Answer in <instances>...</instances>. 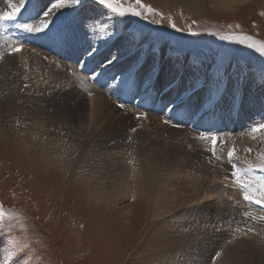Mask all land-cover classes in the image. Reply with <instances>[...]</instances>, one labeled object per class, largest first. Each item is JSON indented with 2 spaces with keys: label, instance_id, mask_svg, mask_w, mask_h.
<instances>
[{
  "label": "rangeland",
  "instance_id": "374dc122",
  "mask_svg": "<svg viewBox=\"0 0 264 264\" xmlns=\"http://www.w3.org/2000/svg\"><path fill=\"white\" fill-rule=\"evenodd\" d=\"M121 2L125 6L135 4V1L131 0H121ZM142 3L147 5L143 0ZM84 4L91 11L99 12L100 9L105 10L106 14L110 15L120 24L119 29H128V33H131V44L125 50L126 57L128 56L129 59L139 57L142 62L145 54L147 55L145 60L148 61L153 59L154 54V60L158 62L157 67L163 65L165 68H162V71L167 72L165 74L173 71L171 69L174 63L180 62L187 57L189 60L183 63L184 69L182 74L176 72L178 78L184 76L186 74L185 69L191 67L197 59L206 63H211L213 59L230 62L234 73L238 70H243L244 73L252 75L251 73H259L261 69H264V53L258 51L261 43H264V0H250L249 3L240 4L231 10L218 9L205 13L202 12L189 18L184 26L177 25L174 22L175 28L172 27L173 19L167 17L158 9H156L155 13H148L146 9H143L142 11L148 15V19H144L143 16H136L130 13L125 16H119L112 13L110 9L99 6L94 0H82V5ZM5 10H8V2L7 0H0V11ZM71 11L66 12L64 17L71 18L74 16V11ZM37 19L35 18L34 22ZM18 24L22 23L17 20V17L14 21L0 22V25L5 28V30L0 28V40H3L1 33L13 34L14 37L18 38L20 40L19 46H26L25 48L21 46L23 47L24 55L29 57V65L27 64L29 67L26 65V71L29 68L32 72V69L35 67L32 73H35V76H37L36 73L43 75L40 78L37 76L33 81L43 84H39V88H53L45 90L47 98L51 99L58 95V98L54 102L50 100L51 106L46 111L47 118L52 121L53 128L62 133V135L58 136H62L63 139L66 138L69 130L77 133L74 140L75 143L71 144L72 149L77 154L85 151V155H93V153L101 154L99 150L101 147H98V144L102 140L105 141L104 138H106L110 131L115 132L113 129H121L129 138L127 141L124 140L123 144L130 145L134 149L142 147L136 156L140 157L141 154L145 153L143 155H146L149 159L151 158V164H148L149 161L146 160V164L149 167L146 165L147 169L143 172H141V166L136 165L135 175L133 176L137 177L135 184L136 191L139 194L142 191L145 199L141 201L124 199L122 202V199H120L116 204H111L112 206H103L101 199L94 197L96 192L88 191L84 179H89L90 177H85V171L77 168L65 170L62 167L58 168L54 166H50L49 169L40 168V165L44 166L42 162L45 159L33 151L37 147L33 144L29 128L27 129L23 124L20 125L21 115L23 117L26 116L23 112L22 114L19 112L22 102L20 94L23 91V94L28 93V91H25V86H21L22 88L24 87L23 89L16 88V84L18 86L20 84L13 83L15 85L11 89L14 91L12 92L11 90L10 93L14 94V103L16 105H8L9 108L7 109H11L10 111L6 108L5 110L1 108L2 115H0V123L2 121L4 125L6 124L5 134L8 133L6 137L0 140V205L9 214L3 222V229L0 230V264H4L7 252L12 250L10 237L7 233L9 226L12 227V235L18 237L26 236L28 238L30 251L27 257H13V261H9L8 264H180V260H183L180 258L181 256L187 258V264H205L208 262V258L215 247V253L212 258H209V264H213L215 259H217L216 253L221 249L220 247L230 245L229 240L226 242L224 239L221 240V237L218 238L217 241L221 240V246L206 242L202 247L201 254L196 249V246L190 245V241L182 232V229L187 227L188 220H186L185 216H180L179 214H181L183 209L184 211L185 209L187 210L188 206L192 205V203L201 201L202 199L191 201L194 193L198 192L196 187L193 186L194 190L191 191L190 197L185 202H181L182 198H179L181 195L184 196L185 184L183 179L174 180L176 176L169 179L171 185L164 188V192L160 189L161 186L160 188H155L154 183L156 185L161 184L158 176L162 177V179L165 178L161 174L162 170L158 168L160 160H157L156 155H154L157 153L153 151V148L150 149L151 146H148L149 140H158L157 135L154 134V130L148 126L153 123L148 124L144 116H140L139 119L137 118V114L145 112L137 110L132 104L126 105L124 108L116 106L101 89L91 87L87 83L88 88L90 87L92 90L83 89L79 91L80 89L75 86L74 68L62 62L58 64L56 61L48 59L45 56L47 52L44 53L42 51L44 53L42 54L41 51L32 48L34 45H37V47L41 45L43 47L44 43H37L31 40V36L26 35L24 29L17 27ZM38 25L39 22L34 24V26ZM189 28L191 31H189ZM97 29L99 39L101 38L100 40L103 41V30L101 32L99 28ZM37 33L39 34L40 32ZM50 35L51 33H40V39L45 40ZM92 35L89 34L88 36ZM225 36H232L233 38L224 39L223 37ZM245 37H251V39H245ZM142 38L144 39L142 40ZM92 41L95 40L91 39L90 42L92 43ZM254 42H257L256 47L251 46ZM150 44L154 46L152 50H159L157 54L149 49ZM107 47V60L111 58L112 54L118 56V60L112 64H117L116 66H118L123 60L126 61L125 57H120L122 54L118 55L120 50L118 51L117 49L116 51L115 44H107ZM11 48H13V45L9 41L5 44L3 42L0 44V70H2L1 65L3 66L5 61L10 60L5 63H10L9 65H11L12 69L14 67L13 70L16 73L14 75L22 83L24 81V78L22 79L21 76L22 67L16 60L17 56L14 54L15 52H10ZM1 54L3 55L1 56ZM32 55L34 57H31ZM37 57L39 58L37 59ZM157 57L159 61H157ZM82 65L83 63L76 66L81 68ZM97 68L98 65L93 70L94 73L98 72ZM37 69L38 71L41 69L43 71L41 70L40 73ZM69 69L72 70L71 73ZM54 71H58L56 74L60 73V76L53 73L51 75V72ZM128 71L129 69L127 68L120 73H127ZM88 75L86 74L87 77H89ZM89 78L92 80L91 77ZM65 79H68V81ZM8 80H10V82L8 81L9 83L15 81L14 79ZM2 83H6V81L4 80ZM42 86L45 87L43 88ZM71 90L74 92L72 96H75L77 93L76 95L79 94L78 98L83 100L86 99L84 97L87 95L86 92L89 93L88 90H91L92 92H90L94 96L98 95L99 91V94L102 93L107 97L106 99H109L108 101L112 104L110 106L113 109L114 106L117 108V111L114 112V118L121 116L123 113H128V115L125 118L123 117V119L113 118V121L108 124L105 121L104 123L100 122L101 124L99 125L98 123L99 127L96 128L97 126L89 124L94 117L89 113V110H86L85 106L84 109L77 110L72 105L73 102L65 97ZM100 97L102 96L100 95ZM243 102L245 105H252L253 108L257 106L254 101L249 102L247 96L243 97ZM24 103L26 104L27 100ZM65 103L71 104L73 108L63 107L64 110L67 109V113L65 115L57 114L54 110ZM173 108L174 106H172V110ZM218 109L223 112V122L214 133L226 132L229 129L227 132H231L232 134H223L217 137L218 142L215 145V152L216 149H225L228 152L229 149L235 148L236 153L240 155L237 156L236 154L238 159L235 160V163L238 167H246L248 163H257L258 154L264 152V130L253 133L251 131L252 128L244 126L241 131L234 132L232 116L227 112L229 110L227 108ZM137 111L140 112L138 113ZM253 113L254 111L249 110V114ZM151 114L153 117H160V114L155 113H148V117L151 118ZM7 117H11L10 121L7 120ZM158 118H156V123H159V125L164 123L167 126L182 127L180 129L187 127L189 129L188 125L171 124L170 121L166 120L167 116L159 118L161 123L158 122ZM119 119L122 121H119ZM10 123H12V129L9 126ZM92 123L95 124L97 122ZM18 127L20 134L16 132ZM133 129L135 131H132ZM180 131H183V134H185V129ZM194 134L193 136L195 137L197 134L195 132ZM228 137L232 139V142L224 143V139ZM242 138L243 142H241ZM130 139L132 142L130 144L126 143ZM168 140L169 137L166 136V140L162 142L169 144L170 141ZM212 147V144H204V149L212 150ZM249 148L252 149L251 153L246 151ZM120 151L121 156H123L124 152H126L125 147L120 149ZM241 157L245 158L246 163ZM208 158L229 161L216 154L215 156L210 155ZM117 161L122 162L121 159ZM76 163V157H72L71 166L73 167ZM100 165L102 164L99 161L97 166ZM175 170H173L174 173H176ZM232 188L239 191L236 193L238 196L237 201H239L237 207L241 210V215L237 218L238 224H230V226L228 224L226 226L228 228H224L225 225L217 224L215 228H217V231L219 229L222 230V228L227 230V232L231 231V235L238 238H245L246 234L251 237H261L262 239L259 240L264 242V227L262 226L264 225V219L260 218L261 220L255 221L254 217L256 216L252 213L253 211L250 212L245 206L247 204L243 202L244 200H241L240 195L243 196L242 190L236 187ZM219 189L218 187L216 193H219L217 197L220 198H212L209 202L215 203L224 199V197H221V192H223V195L224 193H229L230 188H225V191ZM203 203L199 202L195 205L201 206ZM127 208H130L132 213L129 220L117 218V212L119 210H126ZM248 208L264 211V208L254 203H248ZM258 214L264 215L263 213ZM246 219L248 220L246 221ZM205 226L208 228L212 227L208 223ZM249 229H252V231H248Z\"/></svg>",
  "mask_w": 264,
  "mask_h": 264
},
{
  "label": "bare ground",
  "instance_id": "6f19581e",
  "mask_svg": "<svg viewBox=\"0 0 264 264\" xmlns=\"http://www.w3.org/2000/svg\"><path fill=\"white\" fill-rule=\"evenodd\" d=\"M14 1H18V0H14ZM131 1L134 2L135 0H131ZM143 1L147 5L149 4V6H151L152 8L158 9L159 11L164 13L167 17H171L173 19V23L176 22V24L180 26L181 25L184 26L189 18L199 13L202 12L205 13L210 10H218V9L231 10L240 4H247L250 2V0H143ZM26 4H30L29 9H33L36 12L38 11V16H37L38 19L35 22L33 21V23H29L33 25L37 24L39 20L43 17L42 9L47 10L45 6L48 5V0H26ZM66 7L69 9V11L78 8V12L77 11L73 12L74 16L78 15L81 18L95 16L97 19L95 24L93 25L94 29L92 28L90 33L94 35H98L99 33L97 32L98 31L97 28H99L101 32L103 30L102 40L106 41V44L100 46V43L97 44L91 43L89 40H87V38H84V33H82L84 41L82 43L78 42L77 40L79 38H82V34L79 32L77 34L78 38L76 42L71 47H66L61 45L59 41L55 38L53 39L54 43L58 45L57 47L59 48V50H64L65 52L70 54L73 58H79L81 56L82 62L84 63H87L89 60L93 59L96 63L100 65V68L99 67L98 68L101 70V72H104L106 74H113L111 78L115 77V79L113 78L111 80L110 85L108 87H101L94 81L95 79H93L92 75L89 76L92 78L91 81L90 79L85 78L84 72L79 71V68L76 66L77 63L79 62L73 63L62 60L63 61L62 63L70 65V67L72 66L74 68L73 74L75 76L74 77L75 86L78 87V89H80L79 91H82L83 89H91L90 87L88 88L87 86L88 84L91 87L101 89L102 92L110 100H112L116 106H119V104L121 103L117 102L115 98L111 96V92L114 86H116V88H119L121 86L119 90H123V88L125 87V84L120 79V77L126 72L125 73L124 72L120 73V72L126 70L127 68L128 69L131 68L133 71L136 70L135 68L132 67L136 59H129L128 56L126 57L125 55V50H127L126 48L129 47L131 44L130 42L131 33H128V29L126 28H124L123 30L119 29L120 24L117 21H115L110 15L106 14L105 10L103 9H100L99 12L91 11L89 10L88 7H85V4L81 6H77L72 2V0H66ZM65 13L61 17V19L65 18L64 17ZM182 16L183 18H181ZM19 18L20 17H18V20ZM49 19H51V17ZM24 23L26 22H23V24ZM24 31L26 32V35L31 36L30 38L31 40L37 43H45V47L51 46L52 41L48 39H46L45 41L43 39H40V33L38 34L37 32H28L26 30ZM1 35L2 38L4 40H8L13 45V47L19 46L20 40H18V38L14 36L10 37L8 34H4V33H1ZM133 41L135 40L133 39ZM2 42L5 44L3 40H0V44H2ZM107 44H115L116 51L117 49L118 51L120 50L118 55L122 54V56L120 57H125L126 61L123 60L118 66H116L117 64H108L106 58V56L108 57L106 53L108 52ZM89 45H91V48H89ZM20 46H23L24 48L26 47L25 45H20ZM23 47L20 48V51L14 53L17 56L16 60L22 67L21 76L22 79L24 78V81L22 83H20L16 79L14 75L16 73L13 70L14 67L12 69L11 65H9L10 63L6 64L7 61L9 62L10 60L5 61L6 63L4 62L3 66L1 65L2 70H0V115H2L1 108L5 110V108L6 109L9 108L8 105L11 104L12 105L14 104V106L16 105L14 103L15 96L14 94L10 93L12 90L11 88H14L15 85L13 83L20 84V86L16 84L15 86L16 88L23 89L24 87L22 88L21 86H25V91L26 92L28 91V93H25L26 94L25 95L23 94L24 91L22 90L23 93L20 94V98L22 97L21 99L22 102L19 108V112L20 114H22L23 112L24 114H26V116L23 117V115H21L22 118H20L21 120L20 125L23 124V126H25L27 129L29 128V134L32 137L33 144L37 147L33 149V151L37 152L38 155H40L43 159H45L44 162H42L44 166L40 165V168L49 169L50 166H54L58 168L62 167L65 170L77 168L79 170L85 171L84 173L85 177L87 176L90 177L89 179L87 178L84 179L88 191L96 192L94 194V197L100 198L103 206L111 205L114 203L116 204V202H119L120 199H122L121 202L124 199L125 200L132 199V201L133 200L141 201L142 199H145L143 197L142 191L141 194H139L136 191L135 184L137 177L136 176L133 177V176L135 175L134 171H136L135 168L136 165H140L141 172H143L144 170L147 169L146 165H148L149 163L151 164V160H150L151 158L149 159L147 158L146 155H143L145 153L141 154L140 157L136 156L137 152L142 147L134 149L130 145L123 144L124 140L127 141V139L129 138L128 135H126L125 132H122L121 129H117V130L113 129V131L115 132L110 131L106 136V138H104L105 141L102 140L100 144L97 143L98 147H101L99 149L101 151V154L93 153V155L92 154L85 155L84 154L85 151H83L81 154H77V152L72 149V145H71L72 143H75L74 140L77 133L69 130L66 138L63 139L62 136H58V135H62V133L56 131L51 124L52 121L47 118L46 111H48L47 110L48 107L51 106L50 100L54 102V100L58 98V95L52 97L51 99L47 98L45 95L46 94L45 90L53 89V88L47 86H46L47 88H44L45 86L44 87L42 86L44 89L39 88L38 85L42 83H36L33 81V79H35L37 76L40 78L42 74L40 75L39 73H36L37 76H35V73H32L35 67L32 69L31 66L30 68L33 71L31 72L29 68L28 71H26L25 67L29 62L28 59L29 57H26V55H24V51L22 50ZM32 48L41 51V53L42 51L44 53L46 52L49 53V50L42 47L41 45L38 48L37 47H32ZM91 49H95V52L92 56H88L87 51H90ZM151 51L155 52V54L159 52V50H151ZM2 55L3 54H1V56ZM31 57H34V55H32ZM146 57L147 55L145 54L143 61H145ZM38 58L39 57H37V59ZM187 58H184L180 62L177 61L176 63H174L171 69L173 71L169 73L172 74L174 72L176 74L177 72L178 74H182V71L184 69L182 65H184L183 63H185V61L189 60ZM157 61H159L158 57H157ZM155 63L157 65L158 62L155 61ZM28 65L27 67H29ZM34 65L36 66V64ZM36 68L38 67L36 66ZM158 68L162 69L165 67L161 65ZM41 70L38 71L37 69L38 72H40ZM186 70L196 71V69H193L191 67H188L187 69H185V71ZM199 71L203 72L204 69L203 68L199 69ZM57 72L55 71L51 72V75L52 73L55 75H59L60 73L56 74ZM71 72L72 70H70V73ZM78 72H80V74H77ZM165 73L167 72L163 70L160 75V81L155 85V88H159L160 85L164 83L163 80L165 81L166 79H168L167 76H169L170 74L169 73L165 74ZM8 79H12V80L14 79L15 81L9 83L10 80ZM4 80L6 81V83H2V81ZM65 80L68 81V79ZM233 80H234L235 88L237 89L236 107L235 109L227 112L232 116L233 126H234L233 130H235L234 132H239L242 130V127L244 126L250 127L251 129L255 124L262 123V121H264V81H261L258 77H254L253 75L250 74H247L246 78L241 79L238 82H236L235 76L233 77ZM91 90H88L90 94L87 92L88 94L86 95V97H84L86 98L85 100L79 99L78 98L79 94L76 95L77 93L75 94V96L74 95L72 96V94L74 93L72 90L69 91L66 94L67 96L65 97L69 98L73 102L72 105H74L79 111L81 109H84L85 106L86 110H89V113L94 116L91 121L97 122L95 124L90 122L89 124L95 125L97 126L96 128H98L99 127L98 123L100 125L101 124L100 122L104 123L105 121L108 124L109 122L113 121V118L115 116L114 112L117 111V108L114 106L113 109V107H111L112 104L108 101L109 99H106L107 97H105L102 93L99 94L98 91L97 93L98 95L94 96L93 93H91L92 92ZM13 91L14 90H12V92ZM153 92L156 93L155 108L156 109L165 108L163 111H167L168 114L170 112H173L172 110L173 105L168 102L171 99H175L176 91H168L165 88L164 90L159 91L158 94L156 91ZM148 93L149 92L146 93L144 91L143 86H141V88L139 89V94H137L136 97L134 98V101L130 103L133 104L137 103L138 101L142 100L144 96H147ZM100 95L102 97H100ZM244 96H247L249 102L254 101L257 104L256 108H253L252 105H245V103L243 102ZM25 100H27L26 104L24 103ZM166 104L168 105L167 107H165ZM192 104L194 106L193 114L190 117V119L193 120L192 123L195 122V119L199 120L200 118H202V120L205 122L204 125H208V127L198 126L200 129H196L194 126L191 125L192 124L191 123L190 125L188 124V127L191 131L187 129V127H185L184 128L185 134H183V131H180V130H184V129H180L182 127H172L171 125L167 126L164 123L159 125V123L158 124L156 123V118L158 117H153L152 114H151L152 115L151 118L148 117V113L159 112V111H147L139 108L143 112H146L143 113L144 117L146 118L145 121H147L148 124L151 122L153 123L152 125L149 124L148 126L149 128L154 130V134H156L158 137V140H154V141L149 140L148 146L149 147L151 146L150 149L153 148V151L157 153L154 155H156L157 160H160V162L158 163L159 165L158 168L162 170L161 174L164 176L165 179H162V177L158 176V179L160 180L161 184L156 185L153 182L154 186L156 189L160 188L161 186L160 189L164 192V188H167L168 186L171 185V181H169L170 178L176 176L174 180L183 179L185 184V192H184V196L181 195L179 198V199L182 198L181 202H185L188 199V197H190L191 191H193L194 187H196V190L198 192L194 193L193 197L191 198V201H197L199 199L202 200L192 203V205L188 206L187 210L185 209L184 211L183 209L181 211V214H179L180 216L181 215L185 216L186 220H188L187 227L183 228L182 232L186 235V238L190 241V245H194L197 247L196 249L200 251V254L202 247L206 242H210L218 246H221L222 244L220 243V241L222 239H224L226 242L229 240L230 245H228L227 247L225 246L220 247L221 248L220 250L217 249L220 255L216 257L217 259H215V262L213 264H264V242L259 240L262 239L261 237L260 238L251 237L248 234H246L245 238L244 237L238 238L237 236H232L231 231L227 232V230H224V228H228L226 227L228 224L229 226L230 224L232 225L238 224L237 218L239 217V215H241L240 214L241 210H239L237 207L239 201H237L238 196L236 195V193L239 191L234 190V188L232 187H236L237 189H240V187L234 182L233 178L231 177L232 168L229 161H220V160L208 158V156L212 155V150L204 149V144H212L210 139L211 136L220 137V135L223 134H228V135L232 134L231 132L230 133L227 132L229 129L226 130V132L224 131L218 134L214 133V131L216 132L219 128V125L223 122L222 121L223 112L220 111V109L218 108H226V107L224 105H221L220 107L212 110H208L207 108H200L197 110L195 106V101H193ZM72 105L71 104L68 105L67 103H65L62 106L57 107V109H55L54 111L57 114L65 115L67 113V109L64 110L63 107L73 108ZM248 109L254 111V113L249 114ZM7 110L10 111L11 109L10 110L7 109ZM163 111L160 112V117L165 118V114L163 113ZM137 112L139 113L140 111ZM127 115L128 113H123L121 114V116L115 117L114 119L116 118L123 119V117L125 118ZM10 118H8L7 120L10 121ZM120 119L119 121H122ZM119 121L118 123H120ZM158 122H160V120ZM5 125L1 121L0 140L3 137H6L8 134V133L5 134L6 131ZM9 126H11L12 129V123H10ZM16 132L17 133L20 132L19 127L16 130ZM194 132L197 134L195 137L193 136ZM201 134H203L208 138L201 139L200 138ZM166 136L169 137L168 140L170 141L169 144H165L164 142H162L163 140H166ZM118 140H120V142H118ZM131 142L132 141L130 139V141L128 140V142L126 143L130 144ZM217 142H218V138H217ZM231 142L232 139L229 137L224 139V143H231ZM241 142H243V138L241 139ZM123 147H125L126 152H124L123 156H121L120 149H122ZM215 154L225 160L228 159L227 151L225 149H216ZM236 154L237 156H240L238 153ZM72 157H76L77 159V163L73 167L71 166ZM241 158L245 162V158L243 157ZM118 159H121L122 162L117 161ZM146 160L149 161L148 164H146L147 162ZM99 161L100 164L102 165L97 166ZM174 169H176L175 170L176 173H174L173 171ZM254 174L257 176L264 175V173H261L258 170L254 171ZM75 178L77 179V177ZM218 187L222 189L221 191H225L226 190L225 188L227 189L230 188L229 193L226 194L224 193L223 195V192H221L222 193L221 197L222 198L224 197V199L217 201L215 203H213L212 201H211L212 203L209 202V200L217 197V195L219 194L216 193L218 191L217 190ZM240 197L241 200H243V196L240 195ZM199 202H204V203L201 206L195 205ZM243 202L247 204L245 205L246 208L250 212L253 211L252 213L254 214V216L257 217V218L254 217V220L255 221L261 220L260 219L261 216L264 215L258 213L264 214V211L249 209L248 203L245 201ZM257 211L258 213H256ZM199 213L200 215H198ZM131 214L132 213L130 208H127L126 210L125 209L119 210L117 212L118 215L117 218L129 220ZM247 220L248 219H246V221ZM202 221H204L205 224L206 223L211 224L212 227L208 228L207 226H205L204 222ZM242 222L245 223L243 220ZM217 224L225 225V227L222 228V230L219 229L220 231L219 230L217 231V228H215ZM262 226L264 227V225ZM220 237L221 240L217 241L218 238ZM215 249L216 248L214 247L209 258H212L213 254L215 253ZM180 258L183 259L180 260V264H187V258H185L184 256H181ZM209 258H208V262L205 264H209L210 261Z\"/></svg>",
  "mask_w": 264,
  "mask_h": 264
},
{
  "label": "snow or ice",
  "instance_id": "6c2138e0",
  "mask_svg": "<svg viewBox=\"0 0 264 264\" xmlns=\"http://www.w3.org/2000/svg\"><path fill=\"white\" fill-rule=\"evenodd\" d=\"M8 10L0 11V22L14 21L17 15L22 9L26 8V0H7ZM77 5H82V0H72ZM99 6H104L106 9H110L112 13L118 14L119 16H125L126 14H133L136 16H143L144 19H148V15L145 14L143 9H146L148 13H155L156 9L151 6L144 5L142 0H135V4H128L125 6L121 0H94ZM47 10H43V17L39 20V25L34 26L33 24L24 23L18 24L17 27L22 28L28 32H40L44 34L51 33L53 38L57 39L59 43L66 47H71L77 40V34L81 30L84 31L85 35H89L93 25L96 22L95 16L87 18H81L78 15L72 16L71 18L61 19L63 14L69 9L66 7V0H48V5L45 6ZM60 10V11H57ZM78 11V9H72ZM51 17V19H49ZM172 27L175 28V23H172ZM182 30V29H181ZM189 31L191 29L189 28ZM224 39H232V36H225ZM144 38H142L143 40ZM245 39H251V37H245ZM254 42L251 46L256 47ZM21 46H16L10 49V52L20 51ZM91 48V45H89ZM149 49H154L153 45H149ZM258 51L264 53V43H261ZM95 49L87 51L88 56H92ZM118 60V56L112 54L111 58L107 60L108 64L114 63ZM136 70L133 71L131 68L120 79L125 84V90L129 94H139V89L143 86L144 91H159L165 88L168 91H176L175 99L169 100L168 103L174 106L173 110L178 108L193 107L192 102L195 101V106L198 109L207 108L208 110L215 109L224 105L229 111L236 107V96L237 89L235 88L233 77L235 76L236 82L246 78V73L243 70L237 72L232 71V64L224 60H215L211 63L197 59L191 68L196 71L186 70L184 76L179 78L173 72L169 78L160 85L159 88H155V85L160 81V75L162 69L158 68L154 54L151 61L145 60L141 62L139 57L136 58L135 63L132 66ZM203 68L204 71L200 72L199 69ZM251 71V70H249ZM254 77H258L261 81H264V69H261L259 73H251ZM115 79V77H113ZM90 94V93H89ZM168 105L166 104L165 107ZM119 107L124 108V104H119ZM141 114H137V118H140ZM167 122V121H166ZM264 130V123L255 124L251 131L253 133L261 132ZM132 131H135L133 129ZM201 139H207L208 137L201 134ZM212 142V155L215 156V145L217 143V137H210ZM247 152L251 153L252 149H247ZM227 158L231 164V177L234 182L240 187L243 192V200L248 203H254L264 208V175L257 176L254 174V170H259L264 173V152L258 154V162L255 164L248 163L246 167H238L235 160L238 159L236 156L235 148L229 149L227 152ZM9 214L4 211L2 205H0V230L3 229V222ZM247 215V213H245ZM264 219V217H261ZM12 227L7 228V233L10 237L11 249L7 252L4 264H8L9 261H13V257H27L30 251V245L28 238L18 237L12 235ZM248 231H252L249 229ZM219 252L216 253L218 257Z\"/></svg>",
  "mask_w": 264,
  "mask_h": 264
}]
</instances>
